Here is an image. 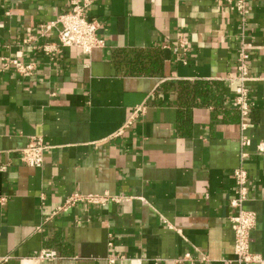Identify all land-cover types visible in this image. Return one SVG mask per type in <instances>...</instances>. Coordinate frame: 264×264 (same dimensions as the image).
Instances as JSON below:
<instances>
[{
	"label": "crops",
	"instance_id": "0c3cea01",
	"mask_svg": "<svg viewBox=\"0 0 264 264\" xmlns=\"http://www.w3.org/2000/svg\"><path fill=\"white\" fill-rule=\"evenodd\" d=\"M247 4L242 21L234 0H93L102 46L85 55L58 46L59 25L40 31L70 0H0V264H240L239 167L264 264V0ZM242 46L244 130L226 80ZM3 57L35 69L20 77ZM31 137L47 147L39 168L19 160ZM72 193L115 200L52 215Z\"/></svg>",
	"mask_w": 264,
	"mask_h": 264
},
{
	"label": "built area",
	"instance_id": "2783aa9c",
	"mask_svg": "<svg viewBox=\"0 0 264 264\" xmlns=\"http://www.w3.org/2000/svg\"><path fill=\"white\" fill-rule=\"evenodd\" d=\"M93 0H70V8L68 11L60 14L55 22L43 24L40 26L42 35H45L51 27L59 25L57 29V42L60 48H72L80 51L85 55H89L91 50L102 46V40L96 36L97 24L87 16L88 7ZM247 0H234V8L239 18L244 21L247 15ZM42 50L46 54H53L48 46H43ZM188 50V42L180 37L175 45V51L185 53ZM249 55L244 46L241 47L237 55L236 76H228L227 82L234 88L233 104L238 111L241 122V129L246 128L244 120L248 117L250 106L247 100L246 82L250 80L247 71V60ZM2 70L9 69L20 77L31 76L35 65L30 62H22L15 58H1ZM144 107H138L134 110L133 116L143 111ZM127 124H129L127 122ZM247 140L242 138L241 145H245ZM47 147L39 137H31L24 148L19 152V160L22 164L39 168L42 166L43 153ZM259 153L264 152V147L259 145L257 148ZM235 182V197L230 200L229 206L236 210V214L229 218V223L233 232V252L235 261L240 264H258L261 260L249 250V233L255 226V213L243 208L247 200V173L243 167L236 168L232 172ZM114 198L106 196L85 195L72 193L64 202L56 207L52 215L65 211L79 203L89 205L102 204ZM56 254L50 250H43L38 255L40 259H53ZM184 259L189 260V256L185 255ZM201 261H207L204 256Z\"/></svg>",
	"mask_w": 264,
	"mask_h": 264
}]
</instances>
